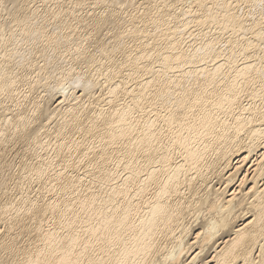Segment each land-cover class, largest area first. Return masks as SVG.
Wrapping results in <instances>:
<instances>
[{
  "label": "bare ground",
  "instance_id": "1",
  "mask_svg": "<svg viewBox=\"0 0 264 264\" xmlns=\"http://www.w3.org/2000/svg\"><path fill=\"white\" fill-rule=\"evenodd\" d=\"M10 1L0 264H264L261 0Z\"/></svg>",
  "mask_w": 264,
  "mask_h": 264
},
{
  "label": "rangeland",
  "instance_id": "2",
  "mask_svg": "<svg viewBox=\"0 0 264 264\" xmlns=\"http://www.w3.org/2000/svg\"><path fill=\"white\" fill-rule=\"evenodd\" d=\"M47 1V4H46V2L44 1V0H36L35 2H34V0H33V3L34 4H38L39 5V3L41 4L39 7H40V9L42 8V6L43 5H48V6H55V1L53 0V1H49V0H46ZM69 2H71V0H68ZM73 1V0H72ZM75 1V0H74ZM53 2H54V4H53ZM92 2H94L93 0H90V3H89V1H87L86 2V4L85 3H83L82 5H84V6H81V8L82 7H84V8H82V9H84V10H82V9H80V11L81 12H83L82 14H84V15H86V12L87 11H89V10H92V12L94 11V13H97L98 15H100L101 14V12H102V10L104 11V8L102 7V6H100V5H96L95 6V4L93 5V3ZM5 5H7L6 6V8L4 9V8H0V20H1V23L2 22H4L5 24H7V26L9 25L8 24V22H10V20H12L13 19V13H17V14H21V10H17L16 9V7H15V2L14 1H10V0H5ZM32 3V4H33ZM43 3V4H42ZM50 3V4H49ZM127 4V3H126ZM81 5V4H80ZM80 5L78 4V7L77 8H79L80 7ZM89 5H90V7H89ZM119 7H120V5H118ZM97 7V8H96ZM102 9H101V8ZM126 7V6H125ZM100 10V11H99ZM80 12V13H81ZM256 15V14H255ZM7 16V17H6ZM6 17V18H5ZM87 21L88 20H86V22L84 23V27L82 28V30H80L79 31V33L76 35V37L77 36H79V37H77L76 38V42H78V40H79V42L78 43H83L84 41H85V36L91 31V29H90V27H89V25H87ZM87 25V26H86ZM5 26V28L7 29V27H6V25H4ZM3 26V27H4ZM10 27H11V25H9ZM8 26V27H9ZM86 26V27H85ZM10 27H9V29H10ZM20 27L21 26H19V29H20ZM90 29V30H89ZM8 30V29H7ZM87 30V31H86ZM9 31V30H8ZM83 31V32H82ZM83 34H82V33ZM81 33V34H80ZM80 34V35H79ZM80 36H82V38L80 37ZM80 39H81V42H80ZM83 40V41H82ZM90 43H88V40H86L82 45H86V46H88ZM91 46V45H90ZM41 60V59H40ZM38 70V69H37ZM36 69H34V68H32V70H30V76L28 75V79H27V83L29 84V86L28 87H30V86H32L34 83H35V79H37V78H39V77H37L38 76V74L40 73V75H43V76H45V74L43 73H41L39 70V72L37 71ZM36 71V72H35ZM32 73V74H31ZM37 73V74H36ZM35 77V78H34ZM44 78L45 77H40L39 79L40 80H42V82L44 83ZM29 81H31L32 82V85H31V82H29ZM27 84V85H28ZM40 84H41V82H40ZM27 85L25 86V88L23 87V89H26V90H28L27 89ZM36 85H38V83L36 84ZM42 86V85H41ZM40 85H39V87L40 88H42V89H40L39 87L37 88V86H35V90L33 91V92H31V93H33L32 94V96L35 98V99H38V97L39 96H42L43 94H44V92H43V87H41ZM40 92H41V94H40ZM35 95V96H34ZM68 101H70V102H75V101H73L72 99H69ZM68 103V102H67ZM99 103V102H98ZM53 124V123H52ZM18 146V147H17ZM16 147L17 148H19V149H21L20 147H19V144L17 145ZM32 195H34L33 193H32Z\"/></svg>",
  "mask_w": 264,
  "mask_h": 264
},
{
  "label": "snow or ice",
  "instance_id": "3",
  "mask_svg": "<svg viewBox=\"0 0 264 264\" xmlns=\"http://www.w3.org/2000/svg\"><path fill=\"white\" fill-rule=\"evenodd\" d=\"M261 6L264 7V0H261ZM0 8H6L5 0H0Z\"/></svg>",
  "mask_w": 264,
  "mask_h": 264
}]
</instances>
